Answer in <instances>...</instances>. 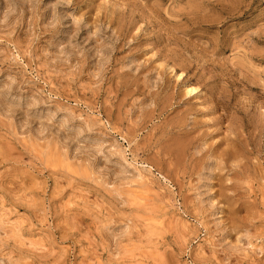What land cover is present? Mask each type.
<instances>
[{"label":"rangeland","instance_id":"374dc122","mask_svg":"<svg viewBox=\"0 0 264 264\" xmlns=\"http://www.w3.org/2000/svg\"><path fill=\"white\" fill-rule=\"evenodd\" d=\"M0 264H264V0H0Z\"/></svg>","mask_w":264,"mask_h":264}]
</instances>
